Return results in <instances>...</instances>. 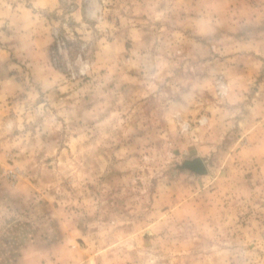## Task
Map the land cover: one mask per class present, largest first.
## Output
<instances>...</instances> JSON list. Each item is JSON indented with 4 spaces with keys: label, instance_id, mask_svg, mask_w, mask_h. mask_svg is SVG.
Segmentation results:
<instances>
[{
    "label": "rangeland",
    "instance_id": "374dc122",
    "mask_svg": "<svg viewBox=\"0 0 264 264\" xmlns=\"http://www.w3.org/2000/svg\"><path fill=\"white\" fill-rule=\"evenodd\" d=\"M0 264H264V0H0Z\"/></svg>",
    "mask_w": 264,
    "mask_h": 264
},
{
    "label": "water",
    "instance_id": "95a60500",
    "mask_svg": "<svg viewBox=\"0 0 264 264\" xmlns=\"http://www.w3.org/2000/svg\"><path fill=\"white\" fill-rule=\"evenodd\" d=\"M190 168L196 170L199 173H203L205 171V167L200 159L193 160L188 163Z\"/></svg>",
    "mask_w": 264,
    "mask_h": 264
}]
</instances>
